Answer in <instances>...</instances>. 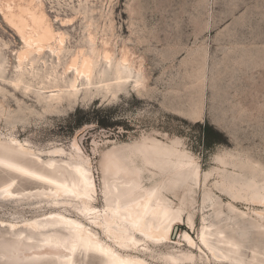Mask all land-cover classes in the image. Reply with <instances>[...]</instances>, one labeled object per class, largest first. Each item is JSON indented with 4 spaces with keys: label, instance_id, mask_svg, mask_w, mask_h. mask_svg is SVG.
Segmentation results:
<instances>
[{
    "label": "bare ground",
    "instance_id": "obj_1",
    "mask_svg": "<svg viewBox=\"0 0 264 264\" xmlns=\"http://www.w3.org/2000/svg\"><path fill=\"white\" fill-rule=\"evenodd\" d=\"M81 6L72 9L93 27L89 9ZM0 19L20 41L11 50L14 63L2 51L8 44L0 43V81L47 108L116 96L140 85V66L133 64L125 47L117 56L104 30L100 39L87 30L78 44H71L68 27L75 15L52 19L43 0H0ZM176 145L146 137L102 152L98 205L90 159L74 140V153L53 147L41 154L28 142L0 138V197L14 202L39 199L53 207L21 223L0 221V264H179L210 257L264 264V208L248 214L231 201L264 207V170L239 154L217 158L214 185L231 200L203 190L201 209H208L198 241L182 231L180 237L191 247L184 250L182 240L171 238L184 211L194 227L201 180L200 165ZM212 172L202 174L203 182ZM246 224L256 229L251 240L244 232Z\"/></svg>",
    "mask_w": 264,
    "mask_h": 264
},
{
    "label": "rangeland",
    "instance_id": "obj_2",
    "mask_svg": "<svg viewBox=\"0 0 264 264\" xmlns=\"http://www.w3.org/2000/svg\"><path fill=\"white\" fill-rule=\"evenodd\" d=\"M43 2L52 19L56 15H75L68 27L72 45L78 44L87 30L99 39L104 30L116 45L117 56L121 48L129 50L133 64L141 68V82L116 96L79 99L47 108L34 96H24L0 81V138L28 142L41 154L53 147L74 153V140L90 159L98 205L102 200V152L146 137L166 144L176 142L178 149L200 165L201 180L193 209L194 227H189L184 211L171 238L182 240L180 233L186 230L198 241L202 214L208 209H201L203 190L220 196L224 202L231 200L214 185L218 175L212 170L218 166L217 158L239 154L264 170V0ZM80 5L89 9L93 27L72 9ZM2 41L8 44L2 47L4 55L14 63L11 50L19 47L20 41L0 19ZM205 125L218 133L219 141L210 146L205 145L202 134ZM208 172L212 174L203 182L202 174ZM231 201L248 214L252 209L264 208L245 200ZM52 210L39 199L14 202L0 197V221L4 223H21ZM244 229L249 240L255 237L256 229L250 224ZM181 244L184 250L191 249L184 240ZM179 264L233 263L210 257Z\"/></svg>",
    "mask_w": 264,
    "mask_h": 264
},
{
    "label": "trees",
    "instance_id": "obj_3",
    "mask_svg": "<svg viewBox=\"0 0 264 264\" xmlns=\"http://www.w3.org/2000/svg\"><path fill=\"white\" fill-rule=\"evenodd\" d=\"M202 134H203V138H204V140H205V145H206V146H210V145H212L213 143L219 141L218 137H216V136H217L216 134H218V133L216 132V134H215V131H213V130L210 128L209 125H205V126H204V128H203V130H202Z\"/></svg>",
    "mask_w": 264,
    "mask_h": 264
}]
</instances>
